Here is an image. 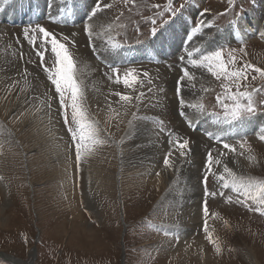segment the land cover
Listing matches in <instances>:
<instances>
[{"label":"rangeland","instance_id":"1","mask_svg":"<svg viewBox=\"0 0 264 264\" xmlns=\"http://www.w3.org/2000/svg\"><path fill=\"white\" fill-rule=\"evenodd\" d=\"M97 2L0 0V102L4 106L0 115L10 126L7 131L0 116V256L6 258L0 257V264H16L13 259L23 264H264V214L249 210L259 205L251 200L246 201L248 207L236 203L237 198L244 197L233 193L231 187L222 189L211 174L208 191L222 190L226 196L233 197V202L226 203L219 194L206 198L202 183L210 151L214 157L217 151L234 155L237 168L229 159L222 164H229L237 175L264 180V140L258 139V133H250L255 122H264V104H261L264 80L257 76L253 81L252 76L257 74L249 70L248 80L241 82L249 85L248 91L257 89L252 92L257 106L254 117L232 124L215 121L205 111L222 113L216 96L222 93L220 85L224 81L216 80L203 68L186 65L187 57L181 47L187 32L190 36L187 49H194L193 58L222 48L227 61L230 50L235 49L232 55L236 62L232 67L240 68L248 63L264 69V41L258 40L254 33L243 37L232 29L239 22L252 27L249 16L257 14L260 21L264 5L255 0H99L100 10L89 19L92 21L89 24L95 28L98 20L105 24L103 31L92 29L93 46L85 38L81 25L84 26L87 12ZM168 5L185 6L173 17ZM192 7L194 12L190 10ZM205 9L207 13L201 16ZM65 13L72 22L64 19ZM103 16L107 21L99 18ZM48 17L53 21L49 22ZM31 19L68 46L75 61V78L84 94V106L89 117L99 122L100 138L104 142L82 160L79 169L71 135L66 130L68 126L59 113L54 86L33 50L45 52V65L49 68H54L55 56L50 46L41 47L39 32L35 34L33 47L24 37L26 23ZM152 20H156L155 25ZM201 21L205 22L202 31L194 32ZM32 35L29 31V39ZM114 36L123 44L120 49L108 48L110 38L116 41ZM145 45L148 56L134 57L135 51L131 49ZM241 48L244 52H240ZM181 56L185 57L183 61ZM80 57L88 60L87 65L79 63ZM151 57L155 59H148ZM139 59L140 64L129 63L124 69H116L121 77L127 69H135L142 83L137 82L131 89L115 83L112 68L116 65L109 63ZM15 64L20 68L16 70ZM26 64L37 71L33 81L26 79L23 69ZM166 68L174 73L167 75ZM183 68L194 74V82H199V78L202 86L196 89L198 96L192 97L187 93L192 88L187 86L194 82L185 80L181 98L186 104L205 106V111L195 109L191 115L184 108L185 117L190 116L189 124L179 117L176 100L175 82ZM39 78L51 85L48 93L43 94ZM203 88L209 91L204 92ZM232 90L235 91V86ZM115 92L133 97L143 93L139 101L133 99L128 105L118 103L127 112L118 127L110 126L112 122L107 118L114 107L108 103L119 101L113 95ZM45 94L54 97L50 113L41 103ZM22 112L25 115L20 117ZM220 122L224 124L219 127L226 132H216L213 124ZM177 139L189 141L190 151L184 157H180L175 147ZM241 140H247L251 153L240 148ZM223 143L233 145L236 152H228ZM169 151H172L173 167L166 168L163 159ZM248 155H254L256 162L250 163ZM222 164H213L215 173L223 171ZM188 173L198 191L195 207L202 210L199 220L189 226L185 225L187 217L181 214L183 185L191 179ZM105 193L112 196L105 199ZM205 199L207 218L203 215ZM205 219L212 238L220 243L219 254L206 238ZM182 249L188 255L179 258Z\"/></svg>","mask_w":264,"mask_h":264},{"label":"snow or ice","instance_id":"2","mask_svg":"<svg viewBox=\"0 0 264 264\" xmlns=\"http://www.w3.org/2000/svg\"><path fill=\"white\" fill-rule=\"evenodd\" d=\"M127 2V0H125ZM104 7H111V5L104 4ZM185 5H181L179 8H171L170 5L167 7L171 10V14L175 17L179 14ZM99 0L97 2L96 7L92 10L89 19L92 16H95L97 11L100 10ZM153 7H159L158 5H154ZM207 9L201 13L203 16L207 13ZM153 25L156 24V20H152ZM205 22L201 21L196 27L193 29L194 32H200L201 28L204 26ZM210 27V22L208 23ZM29 31L32 32V36L30 39V43L35 45L36 42V33L39 32L41 34V38L43 43L41 44L42 48H46L50 46L51 53L55 56V66L54 68H49L45 65V52L37 51V56L40 58V65L43 67L44 72L47 74V78L50 81L51 85L54 86L55 89V98L59 101V113L64 119V123L68 126V132L71 135L72 144L75 148V162L77 165V169H79L82 160L85 157H88L94 153L95 148L102 144L104 141L100 138V128L99 122L91 119L89 117L88 111L84 106V94L80 83L77 82L75 78V61L72 57V54L69 52L68 46L57 38L55 34L45 29L43 26L37 24L34 28H25L24 29V37L25 39H29ZM85 33L91 37L92 36V26L89 23H85L84 26ZM156 32V28H152L153 35ZM64 40H67L68 37H64ZM109 44L112 48L120 47L119 44L113 42L111 38L109 39ZM199 51V49H196ZM236 50L232 49L229 52V58L227 61L224 60V51L223 49L213 50L206 54H202L199 58H193L194 54L192 51L187 52L188 62L192 67L203 68L208 73H210L216 80H223L220 87L222 88V93L217 94L216 96V104L222 110V117L219 113H210L209 115L215 117L216 121H223L229 124L249 120L254 117L257 113L256 102L253 99L252 92L257 91V89L253 88L252 91H248L249 85L247 83H241L242 81L248 80V71L251 70L257 75L252 76V80L255 81L257 76L264 80V69L260 67H256L252 64L245 63L240 68L232 67V65L236 62V57L232 55ZM240 52H244V49L241 48ZM22 58V57H21ZM185 59L184 56L180 57V60L183 61ZM113 73L116 74L115 83H122L125 88H133L137 82L139 81V77L136 74V70L133 68L127 69L123 76L121 77L116 68H112ZM182 75L176 81V94L180 97L183 82L187 80L189 83L195 80L194 74L190 73L188 68L182 69ZM146 76L147 73H144ZM195 87V85H192ZM233 86H235V91L232 90ZM241 88L244 90L242 91ZM11 91V89H9ZM202 91L207 92L209 89L203 88ZM113 95L119 97V102H123V104L128 105L131 104L133 99L139 101L143 96V93H140L136 97H133L128 94H122L121 92H115ZM202 100V97H201ZM54 101V97L45 94V99L41 101L42 104H45L49 109V113L52 109V103ZM261 104H264V101H261ZM179 105L181 109V115H184V108L196 109L198 111H204L203 103L196 104H186L183 98L179 99ZM69 109H70V119H69ZM40 109H37L39 111ZM25 115L24 112L20 114V117ZM134 117L136 113L132 114ZM17 117V120L20 119ZM132 124V121H129V125ZM258 139L264 140V126H261L258 131ZM170 144L173 141H169ZM175 147L179 151L180 157H184L187 155L189 149V141L187 139L182 142L177 139L175 142ZM241 149H244L245 152L251 153V146L248 145L247 140H241L238 142ZM222 147L227 149L230 153H235L236 148L229 144L223 143ZM244 155V152L240 153ZM227 153L221 151L219 156L214 157L212 152L210 151L207 155V159L205 162L206 174L202 183L205 185L204 196L207 198L209 196L215 197L217 194L225 197L226 203H232L233 197L226 196L224 191H213L209 192L208 178L209 175H213L218 183H220V187L222 189H228L231 187V191L233 193L239 194V196H243L244 199L241 200L239 198L236 199V203L243 204L245 207H248L246 201L251 200L253 203L258 204V207L250 208L249 210L264 214V180L255 179L251 176L245 177L242 175H237L227 164L223 165V171L221 173H215L213 170V164L220 165L222 163L221 157H225ZM172 156V151H169L163 159V164L166 168L173 167V163L170 160ZM250 163L256 162V157L254 155H248L246 157ZM160 173H157L159 176ZM203 215L205 218L209 216V210L207 205V199H205L203 203ZM213 216H216V213H212ZM204 231L206 233V238L210 243L213 244L215 251L217 254L220 253V243L218 240H214L212 238V234L208 230L207 219L204 222Z\"/></svg>","mask_w":264,"mask_h":264},{"label":"bare ground","instance_id":"3","mask_svg":"<svg viewBox=\"0 0 264 264\" xmlns=\"http://www.w3.org/2000/svg\"><path fill=\"white\" fill-rule=\"evenodd\" d=\"M217 1H219V0H217ZM255 1H257L258 3H260V4H262V5H264V0H255ZM193 2H191V4H192ZM260 9V8H259ZM190 10L192 11V12H194V9H193V7H192V9L190 8ZM201 11V10H200ZM251 11H253V10H251ZM183 14V13H182ZM181 16V15H180ZM179 16V17H180ZM261 16V19H260V21L258 20V15L257 14H255V15H253V16H249V20L253 23V26L252 27H246V26H244V25H242V23L241 22H239L238 23V25H235V27L237 28H232V29H234V30H238V33L240 34V36L242 35L243 37H245L246 35H251V34H253L254 33V35H256L257 37H258V40H263L264 41V16H262V15H260ZM0 17H2L1 16V13H0ZM101 20H103V21H107V19H106V17H99ZM181 19L183 18V16H181L180 17ZM244 19L246 20V18L244 17ZM239 21V20H238ZM237 21V22H238ZM92 21L91 20H88V23H91ZM256 23H259L257 26H256ZM104 24L105 23H103V22H101V21H99L98 20V23H97V28H95V27H92V29L95 31V32H100V31H103L102 29H103V27H104ZM82 26V25H81ZM230 29V28H229ZM227 30V29H226ZM225 30V31H226ZM202 31V30H201ZM228 32L230 33V36L232 37V32H231V29L230 30H228ZM83 35V34H82ZM108 48L109 49H114V48H112L111 47V45L109 44V42H108ZM132 50V52H134V57L135 56H137V55H139V54H141V56H148V47H147V45H145V46H139V48H134V49H131ZM120 52V51H119ZM146 54V55H145ZM99 56H100V54H98ZM101 57V56H100ZM147 59V58H146ZM78 61H79V63H82L83 62V64L84 65H87V63H88V60L87 59H84L83 57H80L79 59H78ZM166 62H167V60H166ZM165 63V62H164ZM13 67L14 68H16V70L18 69V67L20 68V65L19 66H17L16 64L15 65H13ZM21 69H22V67H21ZM23 69H24V73L26 74V79H28V80H31V81H33L32 79L34 78V73L36 72L37 73V71H36V69H34L32 66H30V64H26V65H24L23 66ZM168 68H166L165 69V73L167 74V75H169L170 74V72H172V71H170V70H167ZM167 70V71H166ZM174 72H172L171 74H173ZM38 75H39V73H38ZM198 80H199V82H194V85H195V87H193L192 85L193 84H191V85H189L188 84V86L187 87H190V88H192V89H190L187 93L188 94H190V96H192V97H196V96H198V94H196L195 92H196V89H199L202 85H201V83H202V81L198 78ZM201 82V83H200ZM39 83L40 84H42V92H43V94L44 93H48L49 91H48V88H49V86H51V85H49L43 78H39ZM202 92H200L199 93V95L201 94ZM185 98V97H184ZM106 103H108V102H106ZM55 104V103H54ZM108 104H110L111 106H114L113 107V111H111L110 112V114L109 115H107V118L108 117H110V119L109 120H111V124H110V126H115V127H118L119 126V124L120 123H122L123 121H124V118H125V116H126V114H127V112H126V110L123 108V104L121 103V106L120 105H118V103H116V102H112V103H108ZM195 104V103H194ZM172 105V104H171ZM55 106H57L56 104L54 105V107ZM4 109V106H2L1 105V102H0V110H3ZM186 110H187V112H190V113H188L189 115H191L193 112H195V109H193L192 111H191V109L190 108H187L186 107ZM53 113V112H52ZM189 115H187V117H190ZM1 116V115H0ZM113 119V120H112ZM1 120H3L4 122H5V125H6V129H7V131L10 129V126H9V124L3 119V117L1 116ZM258 122H260V124H258ZM221 124H224V123H222V122H220V124L218 123L217 125L216 124H213V125H215L216 126V132H220V130H221V132H226V130L225 129H223V127L221 126V127H219ZM209 125V124H208ZM264 125V122L262 121V120H258L257 121V123L255 122V129L254 130H251L250 131V133H252V132H255V133H258V131H259V129H260V127L261 126H263ZM4 128V127H3ZM208 128H209V126H208ZM249 129V128H248ZM62 133H63V131H62ZM216 135H218V133H216ZM12 142V141H11ZM139 146V145H138ZM133 147H135V146H133ZM152 147L154 148V149H156L157 151L158 150H160V148H158V147H155L154 145H152ZM131 148H132V146H131ZM26 150V149H25ZM137 150V149H136ZM138 151H139V149H138ZM26 153V152H25ZM219 151H217V153L215 154V156H219ZM135 155V154H134ZM137 155V154H136ZM231 154H228L227 153V155L225 156V157H221V160H222V163L223 162H225L227 159H229L230 161H231V164H232V166L233 167H238V164H237V162L236 161H234V159H235V156L234 155H231ZM129 157V156H128ZM152 157V156H151ZM132 160H133V158H131ZM129 161H130V159H129ZM174 161H176V159H174ZM229 161V162H230ZM221 163V164H222ZM223 165V164H222ZM229 165V164H228ZM181 167V166H180ZM182 168V167H181ZM161 171V170H160ZM167 171V170H166ZM191 172V171H190ZM163 174H166V173H163ZM189 174V173H188ZM169 177V176H168ZM189 178H191V173L189 174ZM193 179L194 178H191L190 180H188V181H186L185 183H184V185H183V187H184V189H183V193H182V197H181V200H183V202L181 203V208H182V212H181V214L183 215V216H185V217H187V223L185 224V225H187L188 224V226L189 225H191L192 223L194 224V222H196V221H198L199 220V218H200V212H202V210L200 209V207L198 208V209H196V203H197V199H198V191H197V189H196V186H194V184H193ZM172 188V187H171ZM170 188V189H171ZM108 196H112V194H110V193H105L104 194V197H105V199H107L108 198ZM180 207V206H179ZM109 212V216H110V214L112 213L110 210L108 211ZM112 215V214H111ZM178 218V217H177ZM109 219V221H111L110 220V218H108ZM184 219V218H183ZM179 221V220H178ZM184 223V222H183ZM107 224H110V222H107ZM178 224H180V223H178ZM107 226H109V225H107ZM185 252H187V250L186 249H182V251L180 252V253H178V255H180V257L179 258H184L185 256H187L186 254H185ZM181 254H183V255H181ZM180 261V260H179ZM13 262L14 263H16V264H23V263H21L19 260H15V259H13ZM179 263H183V261H180ZM168 264V263H167Z\"/></svg>","mask_w":264,"mask_h":264},{"label":"built area","instance_id":"4","mask_svg":"<svg viewBox=\"0 0 264 264\" xmlns=\"http://www.w3.org/2000/svg\"><path fill=\"white\" fill-rule=\"evenodd\" d=\"M157 13H159V12H157ZM212 50V49H211Z\"/></svg>","mask_w":264,"mask_h":264}]
</instances>
